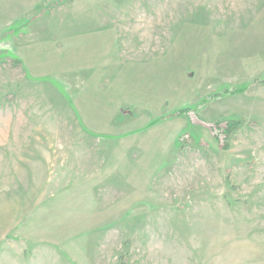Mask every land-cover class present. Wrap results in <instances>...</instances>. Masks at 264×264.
<instances>
[{"label":"rangeland","instance_id":"374dc122","mask_svg":"<svg viewBox=\"0 0 264 264\" xmlns=\"http://www.w3.org/2000/svg\"><path fill=\"white\" fill-rule=\"evenodd\" d=\"M177 194H264V0H0V264H209Z\"/></svg>","mask_w":264,"mask_h":264},{"label":"crops","instance_id":"0c3cea01","mask_svg":"<svg viewBox=\"0 0 264 264\" xmlns=\"http://www.w3.org/2000/svg\"><path fill=\"white\" fill-rule=\"evenodd\" d=\"M236 195L177 194L181 226L197 230L193 235L198 246L195 253H200L201 262L257 264L256 254H259L260 264H264V194H240L245 198ZM190 203L198 204L193 213ZM182 263L189 261H174V264Z\"/></svg>","mask_w":264,"mask_h":264},{"label":"trees","instance_id":"16d2710c","mask_svg":"<svg viewBox=\"0 0 264 264\" xmlns=\"http://www.w3.org/2000/svg\"><path fill=\"white\" fill-rule=\"evenodd\" d=\"M189 110V108H182L176 112V115L183 114ZM241 122L242 121L240 119L230 118L218 120L214 123V128L217 130L216 132H213L214 139L222 149H226L228 147L227 141L230 135L238 126H240Z\"/></svg>","mask_w":264,"mask_h":264}]
</instances>
